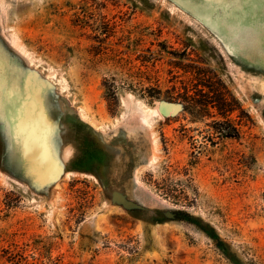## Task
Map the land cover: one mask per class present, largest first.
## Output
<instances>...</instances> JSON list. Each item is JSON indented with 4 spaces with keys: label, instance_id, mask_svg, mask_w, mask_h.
Wrapping results in <instances>:
<instances>
[{
    "label": "rangeland",
    "instance_id": "rangeland-1",
    "mask_svg": "<svg viewBox=\"0 0 264 264\" xmlns=\"http://www.w3.org/2000/svg\"><path fill=\"white\" fill-rule=\"evenodd\" d=\"M0 264H264V0H0Z\"/></svg>",
    "mask_w": 264,
    "mask_h": 264
},
{
    "label": "bare ground",
    "instance_id": "bare-ground-1",
    "mask_svg": "<svg viewBox=\"0 0 264 264\" xmlns=\"http://www.w3.org/2000/svg\"><path fill=\"white\" fill-rule=\"evenodd\" d=\"M34 107L33 102L29 101L27 106V113L25 117V121L22 122V125L19 127V131L21 133L27 132V134L24 136V151L26 155L29 158H32L34 161L38 162V164H51L52 166H56V161L53 159V157L48 156L45 145L41 142H38V134L37 130H31L26 125L28 121L32 118L34 110L32 109ZM36 118L39 121H43L48 123L46 113L44 111V106L41 103V109L37 112ZM144 117L141 114H133L130 118V121L128 123H135L137 125H140L144 122ZM132 126V125H131ZM38 127V126H37ZM41 129V132H43L42 127H38ZM36 155V156H35ZM38 155H40L38 157Z\"/></svg>",
    "mask_w": 264,
    "mask_h": 264
},
{
    "label": "trees",
    "instance_id": "trees-1",
    "mask_svg": "<svg viewBox=\"0 0 264 264\" xmlns=\"http://www.w3.org/2000/svg\"><path fill=\"white\" fill-rule=\"evenodd\" d=\"M193 71L195 72L197 76H199L198 80L200 84L206 87L213 88V90L219 91L218 89H215V87H217V83L213 82L212 80H209V77H210L209 75L211 74L210 72H206L196 67L193 68ZM218 93H220L218 94V97H210L211 101H209L208 96H206L205 94H202V92H199L198 99H196L193 102L187 101L190 107H186V109H189L190 113L194 116L195 119H200L204 117V114H207L209 108L212 106V103L216 102L217 104L216 108L218 109V111L220 113H223V112L225 113L229 106L227 103L228 101L227 99L224 98L225 94L221 92H218Z\"/></svg>",
    "mask_w": 264,
    "mask_h": 264
},
{
    "label": "water",
    "instance_id": "water-1",
    "mask_svg": "<svg viewBox=\"0 0 264 264\" xmlns=\"http://www.w3.org/2000/svg\"><path fill=\"white\" fill-rule=\"evenodd\" d=\"M159 110L163 115H168L172 111V108L167 105H163L159 108Z\"/></svg>",
    "mask_w": 264,
    "mask_h": 264
}]
</instances>
